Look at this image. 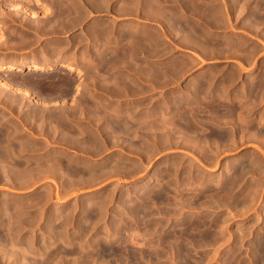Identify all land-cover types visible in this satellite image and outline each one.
I'll return each mask as SVG.
<instances>
[{
  "label": "rangeland",
  "instance_id": "1",
  "mask_svg": "<svg viewBox=\"0 0 264 264\" xmlns=\"http://www.w3.org/2000/svg\"><path fill=\"white\" fill-rule=\"evenodd\" d=\"M68 1L0 0V59L51 64L0 69V264H255L251 245L264 230V1L146 0L144 13L128 7L127 15L123 0L92 13L91 0ZM115 61L128 62L126 96L99 90L126 71ZM196 169L214 184L227 170L239 185L197 198V182H187ZM191 216L204 221L197 239L217 241L189 256L155 254V239L186 229Z\"/></svg>",
  "mask_w": 264,
  "mask_h": 264
},
{
  "label": "bare ground",
  "instance_id": "2",
  "mask_svg": "<svg viewBox=\"0 0 264 264\" xmlns=\"http://www.w3.org/2000/svg\"><path fill=\"white\" fill-rule=\"evenodd\" d=\"M68 1V0H67ZM72 1V0H71ZM78 0H76V2H77ZM83 1V0H82ZM81 1V2H82ZM92 1V3H90L91 4V6H92V8L90 7V5H88V8L90 7V11L89 12H94V10H108L109 8H111L112 9V6L117 2L116 0H91ZM123 1H125V2H122L123 3V6H121L122 8V14L124 13V14H126V13H128V11L131 9V10H134V12L132 11V13H137V12H139V13H144V11H143V9H144V6H145V8H146V5H145V3H144V1H146V0H123ZM211 1V0H210ZM214 1V0H213ZM236 1L237 0H234L233 2L231 1V4H232V7L236 4L237 5V3H236ZM262 1V0H261ZM264 1V0H263ZM34 2H35V4H38V3H40L41 2V0H34ZM68 2H70V0L68 1ZM68 2H66V3H68ZM73 2V1H72ZM150 2V1H149ZM152 2V1H151ZM157 2V1H156ZM178 2V1H177ZM208 2V1H207ZM71 3V2H70ZM75 3V2H74ZM78 3H79V1H78ZM77 3V4H78ZM154 3V2H153ZM152 3V4H153ZM165 3V2H164ZM186 3H188V2H186ZM72 4V3H71ZM86 4V3H85ZM162 4V3H161ZM160 4V5H161ZM184 4V3H183ZM192 4V3H191ZM73 5V4H72ZM71 5V6H72ZM150 5V4H149ZM204 6H206L207 4H203ZM211 5H213V4H211ZM56 6V5H55ZM78 6V5H77ZM148 6V5H147ZM155 6H156V4H155ZM230 6V5H229ZM128 7H130V9H128ZM149 7V6H148ZM159 7V6H158ZM231 7V8H232ZM235 7V6H234ZM67 9H65V13H64V15L65 16H67V17H69V16H72V14H73V16L74 17H72L73 19H75V20H73V21H75V23L76 24H78V22H77V20L79 21V12L77 13V11L75 10L74 12H69V10H68V7H66ZM75 8H76V6H75ZM114 8V7H113ZM152 8V7H151ZM153 8H154V5H153ZM204 8H206V7H204ZM203 8V9H204ZM258 9H259V7H257ZM256 8V9H257ZM201 9V8H200ZM234 9V8H233ZM71 10V9H70ZM73 10V9H72ZM152 10H154V9H152ZM205 10H207V9H205ZM215 10V9H214ZM55 11V10H54ZM64 11V10H63ZM62 11V12H63ZM137 11V12H136ZM210 11V10H209ZM107 12V11H106ZM120 12H119V14H120ZM148 12V11H147ZM207 12V11H206ZM206 12H204V13H206ZM255 13H256V11H254ZM117 13V12H116ZM149 13V12H148ZM83 14V13H82ZM118 14V13H117ZM118 14V15H119ZM138 14V13H137ZM155 14H157V13H155ZM166 13H163V15L162 16H164ZM200 14H202L201 12H200ZM61 15H62V13H61ZM60 15V16H61ZM63 15V16H64ZM127 15V14H126ZM125 15V16H126ZM263 16L264 14H261V12L259 11V13H258V16ZM52 16V15H51ZM50 16V17H51ZM58 16V15H57ZM64 16V18H66ZM115 16V15H114ZM129 16V15H128ZM133 16V15H132ZM149 16V15H148ZM153 16V15H152ZM157 15H155V17H156ZM161 16V17H162ZM168 16V17H167ZM166 16V18H165V21L169 18V15H167ZM188 16V15H187ZM32 18H34L35 17V15L33 14L32 16H31ZM79 17V18H78ZM151 17V16H150ZM157 17H160L159 15L157 16ZM202 17V16H201ZM210 17V16H209ZM238 17V16H237ZM63 18V17H62ZM69 18H71V17H69ZM82 18V17H81ZM162 18H164V17H162ZM179 18V17H178ZM194 18H195V16H194ZM197 19H195V20H199L200 18H198V17H196ZM56 19V18H55ZM208 19V18H207ZM212 19V18H211ZM219 19V18H218ZM264 19V18H263ZM65 20V19H64ZM67 20V19H66ZM72 20V19H71ZM169 20V19H168ZM203 20H204V15H203ZM59 21V20H58ZM171 21V20H170ZM202 21V20H201ZM213 21V20H212ZM71 22V21H70ZM66 22V24H65V26L67 25V27H65V28H63V27H61V29L63 28L64 30H65V32L67 31L66 30V28L67 29H69L70 27H71V25L73 24V26H74V22ZM80 22V21H79ZM167 22V21H166ZM62 23V22H61ZM67 23H69V24H71V25H69V24H67ZM170 23V22H169ZM175 23V22H174ZM203 23H204V21H203ZM209 23V22H208ZM221 23V22H220ZM76 24H75V26H76ZM159 24V23H158ZM200 24V23H199ZM198 24V27L200 26ZM216 24V23H215ZM70 27H69V26ZM185 26H186V24H184ZM214 25V24H213ZM60 26V25H59ZM61 26H63L62 24H61ZM72 26V27H73ZM74 26V27H75ZM103 26H105V25H103ZM108 26V25H107ZM169 26V25H168ZM168 26H167V28H168ZM184 26V27H185ZM197 26V25H196ZM206 26V25H205ZM208 26V25H207ZM53 27V26H52ZM69 27V28H68ZM181 27V26H180ZM171 28V27H170ZM191 28V27H190ZM194 28V27H193ZM200 28V27H199ZM208 28V27H207ZM210 28V27H209ZM97 29V28H96ZM101 29V28H100ZM184 29V28H183ZM206 29V28H205ZM104 30V29H103ZM181 30V29H180ZM57 31V30H56ZM59 31V30H58ZM206 30H204V32H205ZM55 32V31H54ZM103 32V31H102ZM104 33H105V35H108L110 32L108 31V32H105L104 31ZM213 33V32H212ZM100 34V33H99ZM186 34H187V32H186ZM98 35V34H97ZM191 35V34H190ZM204 35H206V34H204ZM89 36V35H88ZM104 36V35H103ZM183 36V35H182ZM186 36V35H185ZM96 37V36H95ZM180 37V36H179ZM103 38V37H102ZM106 38H107V36H106ZM110 38V37H109ZM199 37H198V34H197V36H196V34L194 35V42L196 43V45L199 47L200 46V48H202L201 46L204 44V40H202L203 42H201L199 39H198ZM231 38V37H230ZM101 39V38H100ZM103 39H105V38H103ZM103 39H102V41H103ZM98 38H97V43H98ZM227 41H229V40H227ZM104 42V41H103ZM100 43V42H99ZM191 43V42H190ZM208 43V42H207ZM219 43V42H218ZM232 43V42H231ZM188 45V44H187ZM208 45V44H207ZM206 45V46H207ZM228 46H229V43L227 44ZM204 46H205V44H204ZM228 46H227V49H228ZM233 46V45H232ZM231 46V47H232ZM237 48V47H236ZM197 50V49H196ZM202 51V50H201ZM219 52V51H218ZM206 54V53H205ZM60 66V67H59ZM59 66H57V68L56 69H58V71H61V70H64V71H68V72H73V71H75L74 69L75 68H73L74 66H61V65H59ZM59 67V68H58ZM1 68H5V69H8V70H18V71H22V70H29V71H33V72H37V71H42V70H45V69H49V68H51V64H48V58H46V57H43V58H40V62H38V63H19V62H7L6 60H2V59H0V69ZM51 70V69H50ZM260 83V82H259ZM260 85V84H259ZM261 86V85H260ZM258 87V86H257ZM259 88V87H258ZM261 88V87H260ZM258 90V89H257ZM260 90H262V89H260ZM259 90V91H260ZM263 91V90H262ZM262 93V92H261ZM243 96V95H242ZM260 96V95H259ZM248 97V96H247ZM228 100V99H227ZM221 107V106H220ZM225 111V110H224ZM213 112V111H212ZM232 112V111H231ZM216 114V113H215ZM244 114V113H243ZM181 118V117H180ZM232 121V120H231ZM223 123V122H222ZM216 125H218V124H216ZM221 126V125H220ZM226 126V125H225ZM232 126V125H231ZM240 127H242V126H240ZM209 129V128H208ZM212 129H213V127H212ZM230 130V129H229ZM238 131V130H237ZM206 132V131H205ZM210 133V132H209ZM216 133V132H215ZM256 133V132H255ZM211 134V133H210ZM214 134V133H213ZM217 134V133H216ZM227 135V134H226ZM218 136V135H217ZM220 136V135H219ZM224 136V135H223ZM232 137V136H231ZM215 140V139H214ZM230 140V139H229ZM232 141V140H231ZM1 142V141H0ZM209 144V143H208ZM218 144V143H217ZM219 144H221V143H219ZM238 144V143H237ZM205 145V143L202 145V146H204ZM222 146H223V144H221ZM229 145H231V143L229 144ZM1 146V145H0ZM87 146V145H86ZM200 146V145H199ZM209 146V145H208ZM216 146V145H215ZM218 146V145H217ZM232 146V145H231ZM235 146V145H234ZM89 147V146H88ZM225 148V147H224ZM205 149V148H204ZM225 149H227V148H225ZM214 150H216V149H213V151ZM217 150H219V149H217ZM223 150V149H222ZM233 150V149H232ZM198 151V150H197ZM200 151V150H199ZM201 151H202V149H201ZM208 151V150H207ZM216 152V151H215ZM200 154H201V152H199ZM203 153H204V151H203ZM217 153V152H216ZM203 155V154H202ZM213 155V154H212ZM216 155V154H215ZM2 159V158H1ZM210 159V158H209ZM205 160V159H204ZM208 160V159H207ZM212 160V159H211ZM204 162V161H203ZM205 162H207V161H205ZM258 162V161H257ZM3 163V162H2ZM210 163V162H209ZM215 163V162H214ZM262 163V162H261ZM257 165H258V163H257ZM1 166V165H0ZM242 166H244V165H242ZM256 166V165H255ZM245 167V166H244ZM244 167H241V169H240V172H238V173H241V172H245V170L247 169H245ZM260 167H262V166H260ZM4 168V167H3ZM1 169V168H0ZM210 169H212V168H210ZM207 170L209 173H212V171L213 170ZM227 169V168H226ZM254 169H255V167H254ZM2 170V169H1ZM199 170V169H198ZM197 169L195 170V171H197L196 173L194 172V175L195 174H197V175H195V176H191L192 178H190L188 181L186 180V179H184L185 181H187V182H189L191 179H193V181L195 180L197 183H196V185L194 186V188L196 189V190H194L195 191V194L194 195H196V197H197V194H201L200 196H203V197H206V198H208L209 200H211V199H213L214 197H215V195H216V192H219V191H224V190H228V191H230V189L232 190V188H237L236 186L237 185H239V180L238 179H240L239 177H238V175H230V174H228V172H227V170L224 172V174L222 175V178L221 179H219V180H217L218 182H217V184H214L213 182V176L212 175H206V174H203V172L200 174H198V172H200V171H198ZM224 170V169H223ZM4 171H5V169H4ZM220 173V172H219ZM246 173V172H245ZM247 173H249V172H247ZM252 173V172H251ZM71 174V173H70ZM189 174V173H188ZM191 174V173H190ZM242 174H244V173H242ZM259 174V173H258ZM250 175V174H249ZM261 175H263V174H261ZM3 176V175H2ZM69 176V175H68ZM239 176H240V174H239ZM246 176H248V175H246ZM246 176H243L244 178L243 179H245V177ZM184 177V176H183ZM182 177V178H183ZM186 177V176H185ZM261 177V176H260ZM74 178V177H73ZM188 178V177H187ZM219 178V177H218ZM258 178H259V176H258ZM257 179V178H256ZM183 180V181H184ZM181 182V181H180ZM186 182V184H188ZM252 182V181H251ZM262 182V181H261ZM190 183V182H189ZM248 183H250V182H248ZM179 185H180V183H179ZM183 185V184H182ZM191 185H192V183H191ZM175 186V185H174ZM184 186H185V184H184ZM188 186V185H187ZM182 187V186H181ZM251 187V186H250ZM255 188V187H254ZM256 188H257V186H256ZM260 188V187H259ZM246 189V188H245ZM244 189V190H245ZM258 189V188H257ZM257 189H255V190H257ZM261 189V188H260ZM212 190H215V191H213L214 192V194H212L211 193V191ZM217 190H219V191H217ZM255 190H254V192H253V194L251 195V196H253L254 195V193H255ZM183 192H184V190H182ZM191 191V190H190ZM262 191V190H261ZM209 192H210V194H209ZM260 192V191H259ZM191 193V192H190ZM223 194V193H222ZM251 194V193H250ZM237 195H238V193H237ZM243 195V194H242ZM246 195V194H245ZM256 195V194H255ZM199 195H198V197H200ZM223 196V195H222ZM226 196V195H225ZM231 196V195H230ZM258 196H259V193H258ZM264 196V195H263ZM262 196V197H263ZM182 197V196H181ZM197 197V198H198ZM227 197V196H226ZM236 197V196H235ZM243 197H244V195H243ZM247 197V196H246ZM257 197V196H256ZM255 197V198H256ZM194 198V197H193ZM218 198V197H217ZM221 198V197H220ZM225 198V197H224ZM237 198V197H236ZM254 198V197H253ZM238 199H239V197H238ZM240 199H242V197L240 198ZM239 199V200H240ZM245 199V198H244ZM247 199V198H246ZM264 198H262V203H264V200H263ZM189 200V199H188ZM196 200V199H195ZM202 200V199H201ZM218 200V199H217ZM225 200V199H224ZM204 201H206V200H204ZM248 201V200H247ZM252 201V200H251ZM194 202V201H193ZM218 202V201H217ZM224 202H226V201H224ZM195 203V202H194ZM227 203H228V201H227ZM236 203V202H235ZM147 204V203H146ZM184 204V203H183ZM193 204V203H192ZM197 204V203H196ZM206 204V203H205ZM221 204V203H220ZM223 204V203H222ZM201 205V204H200ZM208 205V204H207ZM206 205V206H207ZM134 206V205H133ZM187 206V205H186ZM225 206V205H224ZM227 206V205H226ZM150 207V206H149ZM204 208H206L205 207V205L203 206ZM208 207V206H207ZM152 208V207H151ZM151 208L148 210V212H150V210H151ZM198 208V207H197ZM220 208V207H219ZM131 209H133V211H130L131 213L130 214H132L133 215V217H131V218H134V216L135 217H137V213H139V209H137V208H132L131 207ZM145 209V208H144ZM153 209H154V207H153ZM157 208H155L154 210H156ZM164 209V208H163ZM196 209V208H195ZM198 209H200V208H198ZM207 209V208H206ZM212 209V208H211ZM228 209V208H227ZM142 208H141V212H142ZM167 211L169 210V208L168 209H166ZM202 210V209H201ZM204 210V209H203ZM213 210H214V208H213ZM152 211V210H151ZM166 211V213H168ZM171 211V210H170ZM128 212H129V210H128ZM127 212V213H128ZM146 212H147V210H146ZM147 212V213H148ZM152 212H154V211H152ZM164 212V211H163ZM204 212V211H203ZM146 213V214H147ZM161 213V212H160ZM205 213V212H204ZM145 214V215H146ZM157 214V213H156ZM180 214V213H179ZM178 214V215H179ZM206 214V213H205ZM205 214L203 215V216H205ZM140 215V214H139ZM187 215V214H186ZM185 215V216H186ZM199 215V214H198ZM150 216V215H149ZM155 216V215H154ZM168 216V215H167ZM209 216V215H208ZM190 217V216H189ZM192 217V216H191ZM195 217V216H194ZM194 217H192V219L189 221L188 219H187V221H188V223H187V221H184V220H182V221H184V222H186L187 223V227H186V229L185 228H183L182 230L180 229L179 230V228L176 230V229H174V230H176L177 232H179V233H177V235H175V233H176V231H175V233L173 232V231H170V232H167V233H165V235H162L161 237H157L158 239H155V241L157 242V245H155L154 247L156 248L155 250L153 249L154 247L153 246H150V248H152V250L154 251V253L155 254H157L158 256H160V254H158V251L159 252H162L161 250H159V247H161L160 249H162V250H164V249H166V250H168V252H172L170 255L172 256V254H176V255H174L173 256V258L175 257V256H177V257H179V255H181V254H184V255H191L192 254V250H193V248L194 247H196L195 245L196 244H198L197 246H201V245H203V247H204V245H206V247H207V244L209 243V245H210V243H211V245H212V242H214L215 243V241H217V237L215 238V237H210L209 238V236H208V238H206V239H204L203 238V236H200L199 234V236H200V238L202 237L203 238V240L202 239H197V237L198 236H194V235H196L195 234V229H197L198 231H200L201 229V225L204 223V221H202V218L201 217H199V218H197V216H196V218H194ZM205 217H207V215L205 216ZM213 217V216H212ZM143 218V217H142ZM142 218H140L141 219V221L140 222H142ZM149 218V217H148ZM151 218V217H150ZM166 218V217H165ZM208 218V217H207ZM206 219V218H205ZM204 219V217H203V220H205ZM209 219V218H208ZM263 220V219H262ZM138 221V222H139ZM150 221V220H149ZM161 221V220H160ZM124 222V221H123ZM131 222V221H130ZM129 222V223H130ZM134 222V221H133ZM206 222V221H205ZM151 223V222H150ZM159 223V222H158ZM168 223V222H167ZM212 223V222H211ZM210 223V224H211ZM137 224V223H136ZM139 224V223H138ZM143 224V223H142ZM152 224V223H151ZM157 224V223H156ZM206 224V223H205ZM181 225H184V224H181ZM204 225V224H203ZM203 225H202V228H204L203 227ZM208 225V224H207ZM206 225V226H207ZM135 226V225H134ZM138 226V225H137ZM143 226V225H142ZM147 226H149V225H147ZM184 226H186V225H184ZM122 227V226H121ZM120 227V228H121ZM144 227V226H143ZM164 228V227H163ZM199 228V229H198ZM211 228V227H210ZM115 229V228H114ZM139 229V228H138ZM171 229V228H170ZM179 230V231H178ZM203 231V230H202ZM144 232V231H143ZM146 232V231H145ZM201 232V231H200ZM200 232H198V233H200ZM174 233V234H173ZM205 233V230L203 231V232H201V234L203 235ZM209 233V232H208ZM182 234H184V237L182 236ZM212 234V233H211ZM210 234V235H211ZM213 236V235H212ZM143 237V236H142ZM151 237V236H150ZM205 237V236H204ZM207 237V236H206ZM219 237V236H218ZM147 238H148V236H147ZM240 238V237H239ZM139 239H141L140 237H139ZM145 239H146V237H145ZM246 239V238H245ZM98 240V239H97ZM132 240V239H131ZM130 240V241H131ZM138 240V239H137ZM143 240V239H142ZM149 240V239H148ZM95 241V240H94ZM100 241V240H99ZM144 241V240H143ZM150 241H151V239H150ZM149 241V242H150ZM163 241V242H162ZM243 241V240H242ZM146 242H147V240H146ZM149 242H148V244H149ZM152 242H153V239H152ZM145 243V242H144ZM213 243V244H214ZM141 244V243H140ZM150 244H151V242H150ZM120 245V244H119ZM152 245V244H151ZM208 245V246H209ZM135 246V245H134ZM148 247V246H147ZM212 247H214V246H212ZM198 248V247H197ZM200 248V247H199ZM201 248H202V246H201ZM200 248V249H201ZM205 248V247H204ZM208 248V247H207ZM248 248V247H247ZM250 248V247H249ZM141 249V248H140ZM145 249V248H144ZM218 249V248H217ZM111 250V249H110ZM165 250V251H166ZM197 250V249H196ZM251 250H253V252H252V254H253V256H254V259H255V264H264V230H263V232L259 235V237L258 238H256V239H254V241H253V243H252V245H251ZM101 251H103V250H101ZM135 251V250H134ZM150 251V250H149ZM138 252V251H137ZM141 252V251H140ZM151 252V251H150ZM164 252V251H163ZM163 252H162V255H163ZM167 252V251H166ZM166 252H164V254L166 253ZM234 252V251H233ZM143 253V252H142ZM132 254V253H131ZM151 254V253H150ZM138 255V254H137ZM137 255H133L134 257L135 256H137ZM153 255V254H152ZM184 255H182V258L183 257H185ZM188 255V256H189ZM193 255V254H192ZM139 256H141V253H139ZM147 256V255H146ZM165 256V255H164ZM100 257V256H99ZM134 257H133V259H134ZM138 257V256H137ZM153 257V256H152ZM155 257V256H154ZM136 258V257H135ZM170 258V257H169ZM176 258V257H175ZM187 258H189V257H187ZM194 258V257H193ZM251 258H253L252 256H251ZM158 259V258H157ZM181 259V258H180ZM186 259V258H185ZM254 259H253V261H254ZM145 260V259H144ZM183 260V259H182ZM252 260V259H251ZM137 261V260H136ZM139 262H140V260H138ZM228 261V260H227ZM234 261V260H233ZM232 261V262H233ZM139 262H137V263H139ZM174 262V261H173ZM150 263V262H149ZM228 263H229V261H228ZM234 263V262H233ZM232 263V264H233ZM251 263H252V261H251ZM254 263V262H253ZM145 264V263H144ZM227 264V263H226ZM229 264H231V263H229Z\"/></svg>",
  "mask_w": 264,
  "mask_h": 264
},
{
  "label": "crops",
  "instance_id": "3",
  "mask_svg": "<svg viewBox=\"0 0 264 264\" xmlns=\"http://www.w3.org/2000/svg\"><path fill=\"white\" fill-rule=\"evenodd\" d=\"M133 59V58H132ZM114 65V70H122L123 68H126V71H121L117 76L111 77V78H105L100 84V91L105 93L108 96H126L128 95V62L125 61H118L116 63V61L112 64ZM118 65V66H117ZM116 66V67H115ZM126 66V67H125ZM116 71V73H117ZM125 74H123V73ZM157 72L156 70H142L140 73L141 75L146 74L147 76L151 77V78H155L157 76ZM157 80V79H155ZM156 84V83H154ZM145 90L141 89L140 90V94H142L143 96L148 95L147 93H144Z\"/></svg>",
  "mask_w": 264,
  "mask_h": 264
},
{
  "label": "flooded vegetation",
  "instance_id": "4",
  "mask_svg": "<svg viewBox=\"0 0 264 264\" xmlns=\"http://www.w3.org/2000/svg\"><path fill=\"white\" fill-rule=\"evenodd\" d=\"M156 196L159 197V194H157ZM156 196H155V197H156Z\"/></svg>",
  "mask_w": 264,
  "mask_h": 264
}]
</instances>
